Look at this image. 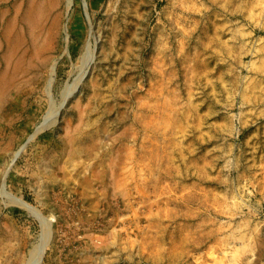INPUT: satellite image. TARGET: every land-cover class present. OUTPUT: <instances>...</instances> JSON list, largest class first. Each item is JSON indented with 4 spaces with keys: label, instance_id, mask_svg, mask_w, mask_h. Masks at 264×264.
Here are the masks:
<instances>
[{
    "label": "rangeland",
    "instance_id": "obj_1",
    "mask_svg": "<svg viewBox=\"0 0 264 264\" xmlns=\"http://www.w3.org/2000/svg\"><path fill=\"white\" fill-rule=\"evenodd\" d=\"M34 259L264 264V0H0V264Z\"/></svg>",
    "mask_w": 264,
    "mask_h": 264
},
{
    "label": "bare ground",
    "instance_id": "obj_2",
    "mask_svg": "<svg viewBox=\"0 0 264 264\" xmlns=\"http://www.w3.org/2000/svg\"><path fill=\"white\" fill-rule=\"evenodd\" d=\"M70 3H71V0H66V4H67V5H69ZM216 28H217V27H216ZM224 44H225V43H224ZM70 92H71V91H70ZM70 92H69V93H70ZM67 95H68V94H66V97H67ZM25 205H26V204H25ZM36 259L38 260V256H37ZM37 260H36V261H37ZM28 261H29V263H30V260H28ZM36 261H35V259H34V260L31 261V262H34V263H35ZM32 264H33V263H32ZM35 264H36V263H35Z\"/></svg>",
    "mask_w": 264,
    "mask_h": 264
}]
</instances>
